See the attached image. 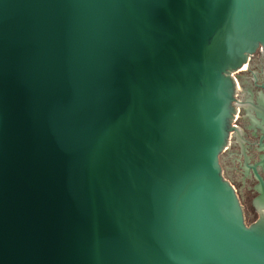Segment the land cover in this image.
I'll return each mask as SVG.
<instances>
[{
    "label": "water",
    "instance_id": "95a60500",
    "mask_svg": "<svg viewBox=\"0 0 264 264\" xmlns=\"http://www.w3.org/2000/svg\"><path fill=\"white\" fill-rule=\"evenodd\" d=\"M259 47L264 0H0V264H264L219 162Z\"/></svg>",
    "mask_w": 264,
    "mask_h": 264
},
{
    "label": "flooded vegetation",
    "instance_id": "af4514ba",
    "mask_svg": "<svg viewBox=\"0 0 264 264\" xmlns=\"http://www.w3.org/2000/svg\"><path fill=\"white\" fill-rule=\"evenodd\" d=\"M262 54L263 49L257 48L245 66L233 73L236 81L233 128L219 156L223 174L238 196L247 223L259 215L255 199L264 187V132L261 128H252L237 104L253 101L260 107L264 93Z\"/></svg>",
    "mask_w": 264,
    "mask_h": 264
}]
</instances>
